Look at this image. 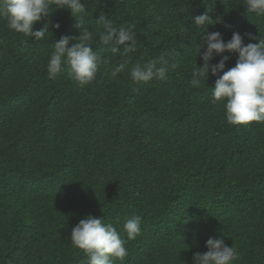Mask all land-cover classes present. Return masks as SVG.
Segmentation results:
<instances>
[{
	"label": "trees",
	"instance_id": "trees-1",
	"mask_svg": "<svg viewBox=\"0 0 264 264\" xmlns=\"http://www.w3.org/2000/svg\"><path fill=\"white\" fill-rule=\"evenodd\" d=\"M84 2L93 50L108 63L83 89L66 68L55 79L46 71L55 40L80 34L69 9L46 18L51 32L41 41L0 20V264H81L70 235L86 215L117 228L123 264H191L210 236L233 244L234 264H264V123L228 125L224 105L212 103L211 72L202 87L189 86L203 63L195 16L220 18L207 31L225 41L239 32L245 45L257 42L246 33L264 35V17L248 14L243 0ZM101 11L137 33L116 79L107 72L118 57L97 35ZM162 52L167 78L133 83L129 70ZM224 55L227 70L236 53L211 63ZM134 215L141 233L127 241L123 224Z\"/></svg>",
	"mask_w": 264,
	"mask_h": 264
},
{
	"label": "clouds",
	"instance_id": "clouds-1",
	"mask_svg": "<svg viewBox=\"0 0 264 264\" xmlns=\"http://www.w3.org/2000/svg\"><path fill=\"white\" fill-rule=\"evenodd\" d=\"M243 5L248 14L264 17V0H243ZM65 8L78 19L76 27L80 34L76 37L61 36L59 40H55L46 71L49 79H55L66 68L68 78L83 89L96 79L101 64L108 63L93 50V32L84 26L83 21L82 14L86 11L84 0H0V20L6 21L9 30L41 41L47 39L51 32L46 18L53 11ZM38 21H44L43 26L34 30L33 25ZM221 22L220 18L213 19L207 12L194 17L196 28L203 29L199 33L200 41L196 48V57L199 55L203 63L197 66L195 62L189 86L202 87L211 72V75L217 77L214 87H211L212 103L224 105L228 125L264 123V35L246 33L249 40L257 42L245 45L244 36L233 31L231 38L225 41L221 32L207 31L209 25ZM95 23L100 29L97 35L105 50L111 57H118V62L107 72L111 79H116L129 63L130 54L137 51L135 24L115 26L102 11ZM54 27L58 29L59 23ZM71 40L76 42L69 46ZM225 52L237 54L235 65L227 70L226 61L230 59L227 55L222 56L218 63H211L214 57ZM168 55V52H162L157 58L136 63L129 70L131 81L141 83L153 78L166 79ZM141 220L139 215L125 217L123 231L127 241L135 240L140 235ZM70 243L84 253L85 259L81 264H114L116 260L123 264L128 255L126 240L121 237L117 228L92 215H86L72 227ZM205 246L207 251L195 252L191 264H234L239 260L233 244L228 246L220 237L210 236L205 241Z\"/></svg>",
	"mask_w": 264,
	"mask_h": 264
}]
</instances>
